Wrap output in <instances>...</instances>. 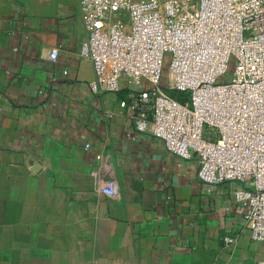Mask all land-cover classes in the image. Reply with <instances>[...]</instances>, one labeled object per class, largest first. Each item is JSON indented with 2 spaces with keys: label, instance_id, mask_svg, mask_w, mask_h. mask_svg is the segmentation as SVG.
<instances>
[{
  "label": "crops",
  "instance_id": "0c3cea01",
  "mask_svg": "<svg viewBox=\"0 0 264 264\" xmlns=\"http://www.w3.org/2000/svg\"><path fill=\"white\" fill-rule=\"evenodd\" d=\"M87 35L80 0H0V264H256L238 183L137 131L125 80L94 92Z\"/></svg>",
  "mask_w": 264,
  "mask_h": 264
},
{
  "label": "built area",
  "instance_id": "2783aa9c",
  "mask_svg": "<svg viewBox=\"0 0 264 264\" xmlns=\"http://www.w3.org/2000/svg\"><path fill=\"white\" fill-rule=\"evenodd\" d=\"M80 10L92 90L118 92L125 80L137 131L195 157L200 182L238 183L244 223L264 247V0H80ZM99 191L114 196L116 179Z\"/></svg>",
  "mask_w": 264,
  "mask_h": 264
},
{
  "label": "trees",
  "instance_id": "16d2710c",
  "mask_svg": "<svg viewBox=\"0 0 264 264\" xmlns=\"http://www.w3.org/2000/svg\"><path fill=\"white\" fill-rule=\"evenodd\" d=\"M174 96H176L178 99L182 100L183 99V94L182 93H178V92H174Z\"/></svg>",
  "mask_w": 264,
  "mask_h": 264
},
{
  "label": "rangeland",
  "instance_id": "374dc122",
  "mask_svg": "<svg viewBox=\"0 0 264 264\" xmlns=\"http://www.w3.org/2000/svg\"><path fill=\"white\" fill-rule=\"evenodd\" d=\"M230 72H232V70H231V69H230ZM227 77H230V76H227ZM224 78H225V77H224ZM224 78H223V79H224ZM172 94H173V95H176V94H174V92H172Z\"/></svg>",
  "mask_w": 264,
  "mask_h": 264
}]
</instances>
